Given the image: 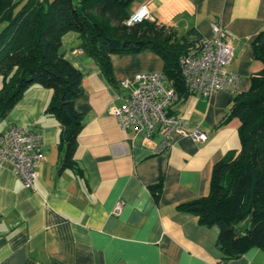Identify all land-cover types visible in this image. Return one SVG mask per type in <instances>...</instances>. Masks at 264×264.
<instances>
[{
  "label": "crops",
  "instance_id": "0c3cea01",
  "mask_svg": "<svg viewBox=\"0 0 264 264\" xmlns=\"http://www.w3.org/2000/svg\"><path fill=\"white\" fill-rule=\"evenodd\" d=\"M141 4L178 38L193 27L211 38V23L220 22L233 44L229 68L240 75L241 91L263 69L254 46L264 33V0H143L135 9ZM81 43L78 33L69 32L60 48L83 73L84 92L75 105L85 125L77 137L74 168H60L62 127L46 111L53 89L31 85L0 118V134L11 126L42 132L45 152L35 189L26 188L11 167H0V264H264L258 247L225 258L219 226L201 224L180 207L206 196L214 165L241 148L240 120L221 125L232 95L219 90L174 102L171 110L191 126L199 123L207 139L174 134L167 150L156 153L161 135L122 130L113 109L136 86V73L164 71L163 58L150 49L113 53L115 83H110ZM161 179L155 196L151 186Z\"/></svg>",
  "mask_w": 264,
  "mask_h": 264
},
{
  "label": "trees",
  "instance_id": "16d2710c",
  "mask_svg": "<svg viewBox=\"0 0 264 264\" xmlns=\"http://www.w3.org/2000/svg\"><path fill=\"white\" fill-rule=\"evenodd\" d=\"M142 1L0 0V118L31 85L53 89L46 111L62 127L61 170L77 165V137L85 125L84 114L75 105L84 92L83 73L60 51L67 33L79 34L81 47L110 83H115L111 54L150 49L163 58V70L178 93L188 95L180 58L199 51L204 37L193 27L178 38L175 30L156 20L127 26L126 19ZM254 57L264 64V33L254 46ZM235 117L240 120V150L214 165L206 196L180 205L198 216L201 224L219 226L218 246L229 259L252 247L264 250V67L252 74L247 91L232 95L221 125ZM162 185L161 179L151 186L155 196Z\"/></svg>",
  "mask_w": 264,
  "mask_h": 264
},
{
  "label": "built area",
  "instance_id": "2783aa9c",
  "mask_svg": "<svg viewBox=\"0 0 264 264\" xmlns=\"http://www.w3.org/2000/svg\"><path fill=\"white\" fill-rule=\"evenodd\" d=\"M155 18L147 4H141L126 19L132 27ZM213 36L204 38L199 51L183 55L180 66L188 94L210 97L219 90L231 95L241 92L240 75L229 68L234 58V48L229 34L220 22L211 23ZM136 86L125 102L113 109L121 129L132 128L151 137L156 133L161 140L154 152L167 150L174 134L191 136L205 141L207 134L199 123L191 124L171 110V105L183 98L175 87L166 88L164 71H141L135 74ZM126 86L127 82H123ZM44 135L30 127L11 126L0 134V167H11L26 188L35 189L38 166L45 159ZM120 205L117 210L120 209Z\"/></svg>",
  "mask_w": 264,
  "mask_h": 264
},
{
  "label": "rangeland",
  "instance_id": "374dc122",
  "mask_svg": "<svg viewBox=\"0 0 264 264\" xmlns=\"http://www.w3.org/2000/svg\"><path fill=\"white\" fill-rule=\"evenodd\" d=\"M139 4V2L138 3H136V5H138ZM178 18H181V16H178ZM72 34H76L77 35V33L76 32H71ZM0 85H1V79H0ZM163 85L166 87V88H169V82H168V80H164L163 81Z\"/></svg>",
  "mask_w": 264,
  "mask_h": 264
}]
</instances>
